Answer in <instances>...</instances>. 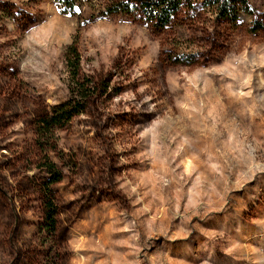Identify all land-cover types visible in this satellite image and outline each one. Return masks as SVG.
Listing matches in <instances>:
<instances>
[{
  "label": "rangeland",
  "instance_id": "374dc122",
  "mask_svg": "<svg viewBox=\"0 0 264 264\" xmlns=\"http://www.w3.org/2000/svg\"><path fill=\"white\" fill-rule=\"evenodd\" d=\"M105 1L0 0V264H264V0L161 31ZM70 45L106 92L58 131L77 168L49 238L32 124L69 96Z\"/></svg>",
  "mask_w": 264,
  "mask_h": 264
},
{
  "label": "trees",
  "instance_id": "16d2710c",
  "mask_svg": "<svg viewBox=\"0 0 264 264\" xmlns=\"http://www.w3.org/2000/svg\"><path fill=\"white\" fill-rule=\"evenodd\" d=\"M53 1L61 13L77 18L82 17L85 6L94 9L98 2V0ZM196 5L215 7L217 18L231 23L239 20L241 10L253 14L249 0H106L97 13L102 16L101 18L118 13L137 16L144 23L150 24L155 31H161L171 24L181 9H194ZM95 16L92 14L93 19ZM258 30H264V24L255 19L251 31ZM65 62L69 73L68 98L41 112L32 124L35 144L42 153L37 168L45 174L39 188L42 228L49 238L55 236L58 223L56 196L51 186L63 179L65 170L73 172L77 168L74 152H65L59 147L58 131L64 129L74 116L85 110L91 97L102 96L106 92V89H98L97 83L83 73L80 55L75 46L67 47ZM51 155H54L60 164H57Z\"/></svg>",
  "mask_w": 264,
  "mask_h": 264
}]
</instances>
